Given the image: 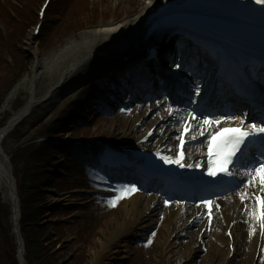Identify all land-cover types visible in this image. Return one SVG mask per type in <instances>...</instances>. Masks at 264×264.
<instances>
[{
  "label": "rangeland",
  "instance_id": "374dc122",
  "mask_svg": "<svg viewBox=\"0 0 264 264\" xmlns=\"http://www.w3.org/2000/svg\"><path fill=\"white\" fill-rule=\"evenodd\" d=\"M42 1L0 0V25L5 26L9 32V40L2 41L3 38L0 36V95L3 96L0 104V128L6 123L5 120L13 115L16 104L24 105L30 98V94L34 92L37 98L41 99L48 89L58 82L62 69L57 67L56 70L55 66L52 67L50 58L54 53L63 48L69 40L80 42V35L90 33L95 28L105 27L109 23L122 21L126 18L127 12L140 13L143 3V0H54L41 39L31 41L34 37V28L30 26L36 22V13ZM149 1L152 0H146L145 4ZM113 16L114 18L107 22ZM1 26L0 31L4 32ZM85 26L86 29L77 34V30L80 31ZM28 50L37 55L38 59L30 58L26 54ZM33 65L36 66L33 73L34 78L37 76L36 80L34 79L32 84L29 83L23 87L24 89L12 101L8 110L2 113L1 105L8 93L22 76L31 71ZM42 65L47 66L49 72L41 82L39 79L44 71L41 68ZM81 87L73 88L69 94L56 103L40 105L29 118V122L22 123L11 135L13 138L3 143L6 152L14 155L16 162L23 165L33 155L30 152L34 150L32 146L39 145V142L46 140L42 136L46 130V124L50 120L55 121L53 124L56 123L57 130L53 133L57 136L54 138L57 139V145L62 150L56 156L51 154L53 150L47 154V157L54 162L52 168L49 167L53 175L48 174L44 177L46 182L51 183V188H48V194L42 199L43 203L47 202L48 207L56 210L51 216H47L48 222L45 227L49 230L46 229V233L38 237L40 239L46 236L47 240L44 239V242L48 243L46 252L55 264H93L95 255L103 252L101 242L105 240L103 239L104 233H108V227H111V219L118 217L121 210L117 209L120 205L112 207L109 201L107 203L105 200L94 201V195L88 191L89 188H83L79 180L78 166L69 161L70 156L77 150L79 151L77 154L83 155L89 150V155H92L91 152L95 153L96 149H101L97 142L116 143L134 138L133 135H126L123 132V128L132 122L130 116H113L111 119H105L92 112L88 101L84 102L82 107L78 106L79 99L88 88L87 84L84 88ZM71 113H74L72 117H70ZM36 122L40 124L34 127ZM121 123L123 126L115 127L120 126ZM134 139L135 141L132 142L136 143L137 138ZM89 140L94 142L89 143L91 146L85 145L83 150L76 145L80 142L87 143ZM65 150H70V152L68 151L65 155L62 153ZM72 188L79 191L68 194L69 192L66 191ZM2 205L0 203V207ZM7 217V212L0 208V264H9L17 248V241L13 234H7ZM156 219L161 220V216L159 215ZM148 223L152 224L150 228L158 229L157 236L153 238V244L149 248H136V245L129 241L130 247L128 249L118 248L119 253H115L114 256L109 251L110 249H104L106 254L100 255L96 264H158L160 252L158 241L163 240L164 237L163 225H153L152 221ZM130 233L136 234L137 230ZM126 240H122V244H125ZM218 244L220 250L226 252L221 253L222 255L218 254L217 259L213 258L212 264H224L228 255L227 245L221 242ZM211 246L210 244L207 247L209 251H211ZM50 247L60 252L51 251ZM245 254L249 262L245 257L238 256L231 264H252L253 253H250L249 248L245 249ZM204 255L196 257L198 259L193 261L194 264H203ZM258 264H264V262Z\"/></svg>",
  "mask_w": 264,
  "mask_h": 264
},
{
  "label": "bare ground",
  "instance_id": "6f19581e",
  "mask_svg": "<svg viewBox=\"0 0 264 264\" xmlns=\"http://www.w3.org/2000/svg\"><path fill=\"white\" fill-rule=\"evenodd\" d=\"M191 0H153L141 13L136 14L131 19V14L127 12V18L124 21L119 23L110 24L106 27L97 28L90 33H84L80 35V42L75 40H69L67 44L61 48L57 53H54L51 56V63L52 67L55 66L56 70L57 67L61 68L62 72L59 76L58 82H56L52 87L48 89L45 95L38 99L36 93L30 94V99L27 105L17 114H15L10 122L8 129L0 130V195L1 199H6L8 195L5 191V183L10 181L9 170L4 162L3 153H6V150L3 148L4 140L8 136L9 130L14 128L18 125L22 120L28 119L33 115L35 108H37L41 104L49 105L53 102L58 101L59 95L65 89H68L72 83H78L80 80L84 79H96L99 75L92 74L88 71L87 66L92 59V55L95 53V58L100 63V66L107 63H112L114 59L110 60L111 57L115 55H119L120 53L123 54L125 57L135 55L136 49L144 42V38L146 37V33L150 29V25L160 17L168 15L172 12H180L184 11V6ZM232 1V0H229ZM236 2H243L247 4H252L254 6H259L255 2V0H234ZM118 3V2H117ZM119 5V3H118ZM194 10V9H191ZM200 13H207L211 14V11L200 9L198 10ZM215 16H219V14H215ZM140 34V35H139ZM139 35V36H138ZM138 36V37H136ZM133 38V39H132ZM111 39H118L117 41L114 40L113 43H107L111 41ZM103 42V43H102ZM129 43V44H128ZM99 46L100 51L96 50V47ZM131 47H135V50ZM182 53L180 54V56ZM107 64L105 68L107 69ZM41 67L44 71L41 74V78L39 79L41 82L44 81L45 77L48 76L49 68L45 65ZM36 70V66L33 65L31 71L24 76L9 92L7 95L2 108L1 112L4 113L8 110L10 104L14 99L19 95V92L24 89L26 85L29 83L32 84L34 78L33 73ZM109 76L107 74L100 75V77ZM108 78V77H107ZM164 105H162L159 109L154 111L158 104H150L149 106L144 107V111L138 112L135 119L133 120L132 126L128 128H124V131H129L130 134H140V127H137L136 123L140 122L142 125L141 127L147 126L150 123L151 119L147 120V112L154 111L155 113L159 112L158 117L156 120H153L150 123V126H153L158 123L159 118H166L165 109H162ZM162 109V110H161ZM115 127H121L115 126ZM183 127V125L181 126ZM160 130V127L157 131ZM157 131L154 137L157 136ZM176 131V130H175ZM148 133V132H147ZM146 133V134H147ZM174 133L170 130V136L174 135ZM145 134V135H146ZM151 136V139L154 137ZM96 139V138H94ZM140 139V138H139ZM177 142H173V137H168L166 144L160 145V142L155 141L154 144L148 143L146 148L148 151L153 152L155 149L158 151H166L168 149H176ZM178 146V145H177ZM198 149V148H197ZM178 152V151H177ZM156 155V153H154ZM184 155V153H183ZM12 184V182H11ZM246 188L242 190L232 193L229 196L214 201L211 203V207L209 208V212L214 214V222L218 227L221 224H225L226 229H229L232 222H239L243 220V217L246 213L251 212L253 207H255L253 198L248 194L249 198L245 203H242L240 195L241 193H245ZM248 205L247 212H245V207ZM14 208L15 212L17 211V204L14 200ZM159 205L155 198H145L144 195L137 194L133 196L130 200L125 201L124 204H121L117 209L120 210V214L118 217L111 219V227H108V233H104L105 240H102V250L103 252L100 254L95 255V260L93 264L98 263L97 259L99 256L106 254L104 249H110L109 251L112 252L114 256L115 253H119L118 248L126 247L128 249L129 243L126 241L125 244H122V239L127 238V234L133 228V225H136L140 219L144 218H152L155 223L158 220H155L156 212L158 211ZM203 208V207H202ZM194 210L193 212L197 211L195 214H190L186 212L185 214L181 211V208H177V206L169 205L167 208L169 215L167 219L163 222V229L165 233V237L163 240L158 241V247L160 249L159 252V259L157 261L158 264H189L193 263L194 256H198L202 253L200 247L197 245L195 238L199 232H193L191 234V240L187 245L176 243L174 244L173 241L177 239H181V234L185 231L186 226L189 224V220L194 217V215H198L201 209ZM147 211H152V217L146 216ZM129 217V218H128ZM145 221H149L148 219ZM259 222V220H258ZM143 229H146L147 226L144 224L142 226ZM195 229V227H194ZM264 229L261 227L259 222V231H258V238L253 239L250 241L249 245L253 246L254 252L255 250L258 251V244L260 243L259 236L261 235V230ZM240 231H245V229H241L239 225L232 227L233 234L236 235ZM100 234V232H99ZM215 234V235H214ZM211 235V238H215L217 242L220 241V234L214 233ZM188 236L190 233L187 234ZM205 236V235H204ZM244 238H246V232L244 233ZM175 238V239H173ZM198 238V237H197ZM173 239V240H172ZM219 239V240H217ZM237 242L238 252H241V242L235 238V243ZM121 243V244H120ZM125 245V246H124ZM97 252V251H96ZM237 252V251H236ZM225 253L220 250L216 244L211 246V251H207V254L204 256L203 264H212V259L218 257V254ZM222 255V254H221ZM183 257V258H181ZM193 257V258H192ZM196 259V258H195ZM202 259V261H203ZM223 259V258H222ZM228 260V259H227ZM226 261V259H225ZM224 261V262H225ZM179 262V263H178ZM110 264V263H107Z\"/></svg>",
  "mask_w": 264,
  "mask_h": 264
},
{
  "label": "snow or ice",
  "instance_id": "6c2138e0",
  "mask_svg": "<svg viewBox=\"0 0 264 264\" xmlns=\"http://www.w3.org/2000/svg\"><path fill=\"white\" fill-rule=\"evenodd\" d=\"M257 4L264 9V0H255ZM264 65V61H262ZM177 68L180 67L179 64L176 65ZM264 76V72L261 73ZM264 91V90H262ZM200 88L195 89V95L200 96ZM178 111V110H177ZM169 115H173L172 110H169ZM192 119H196L195 116ZM228 120H238L239 125L237 127H227L219 128V125L224 123L223 118L209 119L207 116L202 118L203 125L209 128L216 126L217 131L214 135H210L207 140L208 145V164H207V175L215 178L218 174V169L223 170V175L227 177H232L233 173L229 170V166L235 161L239 160L242 156L248 155V150L256 145L260 146V154L264 156V119L256 121L254 117L250 118L248 112L240 113L234 117H228ZM247 121V122H246ZM189 129H185L188 132ZM203 131L200 135H203ZM195 139V137H193ZM181 139V145H183V139ZM158 158L162 160L165 164H175L177 167L184 168L185 164L182 162L184 160L183 152H181L175 159L158 154ZM253 166L246 167L243 175L247 177L246 184L255 185L259 183L260 191L264 192V160L255 159ZM251 162V161H250ZM192 168L193 165H188ZM199 168L200 165H195ZM121 194H131L137 191L135 185L129 186L124 185L118 190ZM124 198V195H118L113 201L110 202V206L115 207L116 202ZM241 201L243 202L246 198H249L248 193H241ZM256 204L260 205L259 210L253 207L251 210V215L254 220H259L261 227L264 228V199L256 197ZM167 203V202H166ZM206 204L208 202H205ZM247 211V209H246ZM264 235V232L261 233ZM155 235V233H153ZM149 244L151 241L148 242Z\"/></svg>",
  "mask_w": 264,
  "mask_h": 264
},
{
  "label": "trees",
  "instance_id": "16d2710c",
  "mask_svg": "<svg viewBox=\"0 0 264 264\" xmlns=\"http://www.w3.org/2000/svg\"><path fill=\"white\" fill-rule=\"evenodd\" d=\"M41 150V151H40ZM42 149H38L35 159L36 168H29L28 172L33 174L29 178H26L25 181H28L33 188V191H36V195L29 193L27 196L26 188L22 185V233L26 242L27 248V260L29 264H55V261L48 257L46 252L47 248L43 239H46V236L38 238L41 235L46 233L45 226L41 225V219H43L45 212L41 207L42 199L44 193L42 189L45 180L42 176L49 169L47 163L50 162V159L47 158L43 161H38V157H45V152ZM43 154V155H42ZM16 165V160L12 161ZM41 190V191H40ZM32 195V196H31ZM30 196V197H29ZM50 249V248H49ZM12 264H16L13 262Z\"/></svg>",
  "mask_w": 264,
  "mask_h": 264
}]
</instances>
